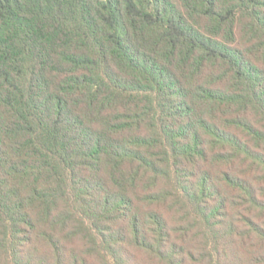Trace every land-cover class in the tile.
<instances>
[{"label":"trees","instance_id":"16d2710c","mask_svg":"<svg viewBox=\"0 0 264 264\" xmlns=\"http://www.w3.org/2000/svg\"><path fill=\"white\" fill-rule=\"evenodd\" d=\"M0 264H264V0H0Z\"/></svg>","mask_w":264,"mask_h":264}]
</instances>
